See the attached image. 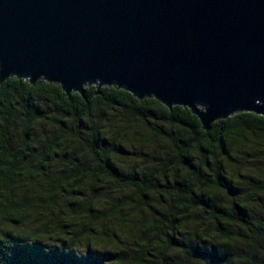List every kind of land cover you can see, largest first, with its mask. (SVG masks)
<instances>
[{"label": "trees", "instance_id": "trees-1", "mask_svg": "<svg viewBox=\"0 0 264 264\" xmlns=\"http://www.w3.org/2000/svg\"><path fill=\"white\" fill-rule=\"evenodd\" d=\"M161 105L2 82L0 264H264V117Z\"/></svg>", "mask_w": 264, "mask_h": 264}, {"label": "water", "instance_id": "water-1", "mask_svg": "<svg viewBox=\"0 0 264 264\" xmlns=\"http://www.w3.org/2000/svg\"><path fill=\"white\" fill-rule=\"evenodd\" d=\"M9 77L115 87L189 109L203 131L264 117V0H0V84Z\"/></svg>", "mask_w": 264, "mask_h": 264}, {"label": "rangeland", "instance_id": "rangeland-1", "mask_svg": "<svg viewBox=\"0 0 264 264\" xmlns=\"http://www.w3.org/2000/svg\"><path fill=\"white\" fill-rule=\"evenodd\" d=\"M46 131H49V130H46ZM130 138L132 139L131 136H130ZM133 165L135 167H137V164L135 162L133 163ZM257 166H258V168H260V170H256V173H255L256 175L254 174L252 177L250 176L251 180L250 179H246V181L242 185L243 188L247 189L246 190L247 195L250 194V188L251 187L258 186V185H264V160H261V162ZM254 201H255V199H254ZM260 202H264V196L260 198ZM225 205H226V203H225ZM30 219H32V218L30 217L29 220ZM35 222L38 223V221H35ZM31 226H33V225L29 224L27 226V228H30ZM21 227H22V225L21 226L19 225V226H17V229H19V228L21 229ZM0 228L8 229V224L3 222L2 224H0ZM229 229L230 230H236V231H242L241 227L239 225H237V224H234V225L230 226ZM231 246H232V250L234 252H238L241 249H243L242 248L243 244H241L238 241H233Z\"/></svg>", "mask_w": 264, "mask_h": 264}, {"label": "snow or ice", "instance_id": "snow-or-ice-1", "mask_svg": "<svg viewBox=\"0 0 264 264\" xmlns=\"http://www.w3.org/2000/svg\"><path fill=\"white\" fill-rule=\"evenodd\" d=\"M162 106V105H161Z\"/></svg>", "mask_w": 264, "mask_h": 264}]
</instances>
